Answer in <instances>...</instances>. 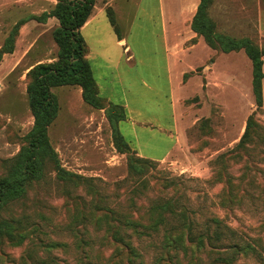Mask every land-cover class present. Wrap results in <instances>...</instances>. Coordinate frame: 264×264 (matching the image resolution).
I'll use <instances>...</instances> for the list:
<instances>
[{
	"label": "rangeland",
	"instance_id": "374dc122",
	"mask_svg": "<svg viewBox=\"0 0 264 264\" xmlns=\"http://www.w3.org/2000/svg\"><path fill=\"white\" fill-rule=\"evenodd\" d=\"M59 2L0 0V179L30 147L35 114L27 90L36 68L60 60L54 39L59 21H40ZM207 15L217 35L250 39L264 50V0H210ZM116 27L119 35L126 29L118 22ZM141 39L137 49L145 55L149 39ZM235 52L226 58L243 74V93L233 96L218 86L208 88L205 81L200 93L181 102L182 141L176 154L152 161L138 174L131 167L141 166L137 159L143 158L119 147L120 122L110 102H86L77 85L52 88L59 111L47 135L57 161L47 163L43 177L26 185L25 196L2 210V218L15 225L21 221L17 232L25 240L15 244L0 237V264H127L125 250L107 238L108 223L131 236L140 255L133 264H161L164 235L174 237L187 216L192 241L185 239L178 249L169 242L162 264H264V129L243 151L229 153L257 109L248 80L251 62L244 50ZM262 101L264 106L263 86ZM135 105L149 107L146 101ZM257 119L264 125V107ZM230 189L236 202L227 207ZM231 244L241 247L228 249ZM116 247L121 256H114Z\"/></svg>",
	"mask_w": 264,
	"mask_h": 264
},
{
	"label": "crops",
	"instance_id": "0c3cea01",
	"mask_svg": "<svg viewBox=\"0 0 264 264\" xmlns=\"http://www.w3.org/2000/svg\"><path fill=\"white\" fill-rule=\"evenodd\" d=\"M96 1L80 33L99 93L124 107L126 119L119 130L130 148L141 158L167 161L182 141L183 100L200 93L205 81L208 88L218 86L233 96L243 93V74L234 69L232 58H226L238 53L219 54L192 30L200 0H140L136 6L131 0ZM109 7L126 28L120 37L108 18ZM143 36L150 40L145 42V55L137 49ZM135 68L144 71V77ZM248 80L251 86L252 77ZM138 101L149 107L135 105Z\"/></svg>",
	"mask_w": 264,
	"mask_h": 264
},
{
	"label": "trees",
	"instance_id": "16d2710c",
	"mask_svg": "<svg viewBox=\"0 0 264 264\" xmlns=\"http://www.w3.org/2000/svg\"><path fill=\"white\" fill-rule=\"evenodd\" d=\"M209 3L210 0H200L198 11L192 21V30L204 37L206 43L211 48L217 51L219 49L223 53L244 50L252 62V84L257 109L248 118L246 131L240 142L234 150L229 152L234 153L237 150L243 151L246 143L251 142L253 137L257 136V130L264 129V125L257 119L258 111L264 107L262 101L264 50L256 46L250 39L235 40L230 37L217 35L214 32V23L207 15ZM94 6L95 0H60L50 13H44L40 17V21L54 17L60 23V27L54 32V39L59 46L60 60L54 65H39L36 68V76L29 84L27 90L28 103L35 114V126L31 132L30 147L13 159L7 174L0 179V237H5L15 244H22L25 240V236L17 232V229L23 228L20 226L21 221H18L19 224L17 226L13 220L2 218V210L25 196L26 185L33 179L38 180L43 177L47 163L53 162L56 164L57 161L56 154L49 144L47 135L48 127L54 121L59 111L58 100L51 92V89L65 85H77L82 87L83 97L86 102L97 104L103 98L99 95L98 85L87 59L88 46L80 33L81 28L92 14ZM107 14L118 37H120L116 27L117 20L115 13L111 8H108ZM217 42L219 43L218 45L216 44ZM109 108L114 111L112 115L117 122L126 119L123 106L110 102ZM116 138L120 143L118 144L119 147L126 149L130 147L124 140L120 130L116 132ZM137 163L141 164V166L132 165L131 167L135 174L142 172L145 166H151L152 160L145 158L137 159ZM67 174L71 178L75 177V175L70 173ZM225 184L228 187L230 181L225 182ZM231 191V189L230 192L228 191L227 198L225 199L227 207L231 203L236 202L235 196L231 195ZM129 224L131 223L129 222ZM111 226L108 223L107 238L115 245L122 247L127 255V264H133L132 260L139 258L140 255L135 252V246L131 244V236L126 232H122L120 228ZM166 234L164 235L159 252L160 256L158 257L161 260V264L165 261V256H168L169 242L174 243L176 246L173 249H178L179 246L182 247L181 245L185 239L192 241V222H190L187 216V220L184 221L181 229L177 231L174 237ZM206 239H209V237L206 236ZM215 239H220L218 233H216ZM228 247V249L238 251L241 245L231 244ZM245 247L250 248L251 246L247 243ZM213 248H217L216 244L213 245ZM114 250L115 257L123 254L122 250H119L117 247Z\"/></svg>",
	"mask_w": 264,
	"mask_h": 264
}]
</instances>
